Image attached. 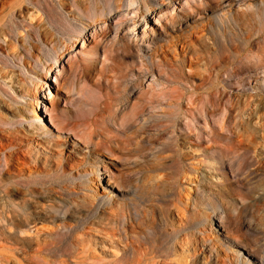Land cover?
<instances>
[{"label": "rangeland", "instance_id": "obj_1", "mask_svg": "<svg viewBox=\"0 0 264 264\" xmlns=\"http://www.w3.org/2000/svg\"><path fill=\"white\" fill-rule=\"evenodd\" d=\"M11 1L23 15L7 24L15 47L0 52V69L18 73L26 91L12 97L1 80L0 88L11 105L38 113L29 111L19 128H37L39 140L60 145L83 169L97 163L102 185L77 188L80 203L96 213L131 210L137 173L150 164L177 181L163 220L155 211L150 231L140 229L145 239L127 253L101 251L80 225L54 237L42 256L67 264H264V174L251 151H234L239 126L264 129V0H144L149 12L142 0H89L85 12L60 0ZM187 136L196 147L177 156L174 142ZM207 149L227 163L217 186L230 194L194 209L186 205L194 186L181 172L202 171ZM105 168L117 185L106 184ZM183 238L204 240L209 256L183 249Z\"/></svg>", "mask_w": 264, "mask_h": 264}, {"label": "bare ground", "instance_id": "obj_2", "mask_svg": "<svg viewBox=\"0 0 264 264\" xmlns=\"http://www.w3.org/2000/svg\"><path fill=\"white\" fill-rule=\"evenodd\" d=\"M130 1L133 5L134 1ZM142 2L147 12L146 2L144 0ZM22 3L34 5L37 1L22 0ZM59 4L61 8L70 6L83 12L89 11L90 7L89 0H60ZM97 9H101V6L97 5ZM22 15L20 2L0 0V42L4 44H0V52L10 51L15 47L7 24L13 18ZM0 80L3 87L12 92V97H21L25 94L24 81L18 73L0 69ZM7 90L0 88V156L1 154L3 156L0 170V229L3 236L0 242V264H67V260L50 261L42 254L49 244L53 243L54 237L63 238L80 225H83V229L86 228L83 231L88 242L100 246L101 251L107 249L113 252L115 247H120L122 253H127L129 248L134 249L135 244L145 239L140 229L148 233L150 229L147 226L154 225L155 211L161 221L169 211L168 206L163 203L177 184L176 179L171 175L162 174L158 167L146 165L143 171L137 173L139 184L134 186L137 198L131 203V210L128 211L129 207L118 208L115 214H107L101 210L96 213L95 205L85 206L80 203L81 198L75 195L78 194L77 188L80 190L84 187V183L91 185L94 183L92 186L95 190L102 185L97 163H89L90 171L83 169V165L72 156L63 157L62 153H59L60 145L53 146L47 140H39L37 128L32 130L19 128L21 122L29 118L27 116L26 119L29 111L33 113V118L38 117V113L30 107L28 109L11 105L9 101L12 97L9 96V99L6 97ZM256 127H238L242 134L239 133L241 136L234 143L236 148L234 151L238 152L243 148L251 151L253 164L264 174V129ZM249 130L253 134H248ZM87 132L89 133L90 130ZM255 133L259 136H255ZM229 137L226 136L225 140H230ZM174 147L177 156H180L183 149H192L196 147V143L187 136L176 139ZM203 153L206 159L202 171L190 167L181 172L183 180L194 186V197L187 199L186 204L194 209L211 206L215 199L221 200L230 194L227 187L217 186V181L222 178L217 173L221 172L227 163L210 149ZM107 170L105 168L108 174L106 184L111 181L110 183L117 185L115 178L113 179ZM89 173L93 174V178H88ZM71 185L72 187L68 189ZM258 189L259 194L264 195V185ZM173 210L181 221L184 217L181 210L177 207ZM46 221H58V223L52 230H48L41 226ZM208 227L211 229L212 225ZM228 241L237 247L243 246L237 238ZM192 242L183 238L180 245L183 249L189 246L187 250H192L194 256L199 252L203 254L201 255L203 259L209 256L211 249L204 250V240L195 239V242ZM15 256H19L20 260Z\"/></svg>", "mask_w": 264, "mask_h": 264}]
</instances>
